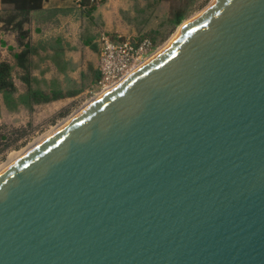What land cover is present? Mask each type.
I'll return each instance as SVG.
<instances>
[{"label": "water", "instance_id": "water-1", "mask_svg": "<svg viewBox=\"0 0 264 264\" xmlns=\"http://www.w3.org/2000/svg\"><path fill=\"white\" fill-rule=\"evenodd\" d=\"M0 264H264V0H215L4 171Z\"/></svg>", "mask_w": 264, "mask_h": 264}, {"label": "crops", "instance_id": "crops-1", "mask_svg": "<svg viewBox=\"0 0 264 264\" xmlns=\"http://www.w3.org/2000/svg\"><path fill=\"white\" fill-rule=\"evenodd\" d=\"M87 2L84 8L78 0L44 1L40 9L28 15L23 27L27 32L25 39L15 28L23 17L11 25L0 21V62L13 66L19 92L25 82L23 73L16 76V71L23 70L17 66L15 55L27 45L31 50L30 60L33 55L42 57L41 65H35L32 73L33 88L49 93L57 85L64 93L77 91L81 95L95 87L100 79V38L103 35L130 37L140 32L141 19L136 6L142 0H104L95 5ZM158 2L167 6L166 1ZM12 8L0 0V18L11 14ZM70 99L73 98L57 101Z\"/></svg>", "mask_w": 264, "mask_h": 264}, {"label": "rangeland", "instance_id": "rangeland-1", "mask_svg": "<svg viewBox=\"0 0 264 264\" xmlns=\"http://www.w3.org/2000/svg\"><path fill=\"white\" fill-rule=\"evenodd\" d=\"M214 1L188 0V15L180 26H175L170 22V2L166 1V6L158 0H142L136 6L138 17L141 19L140 32L130 37L136 39L147 37L150 40L154 38L156 48L163 49L185 23L204 12ZM177 5L183 6L184 0H180ZM41 59V55L31 57L28 63L31 73H33L35 65H41ZM22 73L16 71V76L19 77ZM30 84L33 87L32 79ZM26 85L28 86L27 82H25L24 88L21 86V91L18 90L13 98L14 101H10L5 96L0 99V128L6 135L4 140L0 137V175L54 133L57 128L66 124L96 100L95 87H93L84 94L70 97L73 98L70 100L34 104L27 97L28 88ZM53 88L59 90L57 85ZM16 146L20 147L16 148Z\"/></svg>", "mask_w": 264, "mask_h": 264}, {"label": "trees", "instance_id": "trees-1", "mask_svg": "<svg viewBox=\"0 0 264 264\" xmlns=\"http://www.w3.org/2000/svg\"><path fill=\"white\" fill-rule=\"evenodd\" d=\"M46 0H3L5 5L12 6L11 14L0 18V21L4 22L6 25H11L18 17H23L24 19L15 25V28L20 30L21 38L25 39L27 37V32L23 31L24 24L27 22L28 15L35 10L42 7V4ZM87 1L84 0V4L87 5ZM170 2L171 12H170V22L175 26H180L188 15L189 3L188 0H184L183 6H178L180 0H160ZM157 34V33H156ZM147 38V37H141ZM148 39V38H147ZM151 41L155 44V39L152 38ZM31 50L27 45L21 53L15 55L17 66L23 70V80L28 83L27 86V97L32 100L34 104H49L53 101L60 99L75 97L79 92L69 91L64 93L61 90L53 89L51 92H45L39 89L31 87V77L32 73L29 69ZM101 77V75H100ZM18 92L17 87L14 82V68L9 62H0V95L5 96L10 101H14V96ZM19 131V130H15ZM0 137L4 140L6 135L3 134L0 128ZM20 146H16L19 148Z\"/></svg>", "mask_w": 264, "mask_h": 264}, {"label": "built area", "instance_id": "built-area-1", "mask_svg": "<svg viewBox=\"0 0 264 264\" xmlns=\"http://www.w3.org/2000/svg\"><path fill=\"white\" fill-rule=\"evenodd\" d=\"M103 1L89 0V3L95 5ZM78 4L84 7V0H78ZM99 43L101 77L95 86L96 99L121 84L160 50L150 39L141 37L136 39L103 35Z\"/></svg>", "mask_w": 264, "mask_h": 264}, {"label": "bare ground", "instance_id": "bare-ground-1", "mask_svg": "<svg viewBox=\"0 0 264 264\" xmlns=\"http://www.w3.org/2000/svg\"><path fill=\"white\" fill-rule=\"evenodd\" d=\"M160 50H162V49H160ZM160 50H159V51H160ZM159 51H158V52H159ZM158 52H157V53H158ZM99 96H102V94L99 95ZM99 96H98V97H99ZM94 101H95V100H94ZM90 102H91V101H90ZM87 107H88V106H87ZM87 107H85V109H86ZM64 125H65V124H64ZM64 125H63V126H64ZM61 127H62V126H61ZM61 127H59V128H61ZM59 128H57V130H58ZM57 130H56V131H57ZM54 132H55V131H54ZM13 159H14V158H13Z\"/></svg>", "mask_w": 264, "mask_h": 264}]
</instances>
